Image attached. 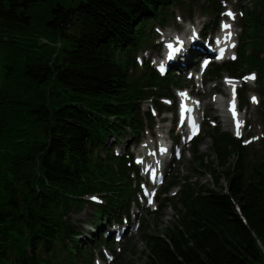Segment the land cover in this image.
<instances>
[{"label":"trees","instance_id":"obj_1","mask_svg":"<svg viewBox=\"0 0 264 264\" xmlns=\"http://www.w3.org/2000/svg\"><path fill=\"white\" fill-rule=\"evenodd\" d=\"M185 2L213 19L222 10L221 0H0V264H92L71 215L93 208L99 250L108 246L103 219L109 227L129 218L137 169L128 149L115 155L109 141L152 128L141 104L161 110L158 98L186 84L175 71L162 77L135 60L152 46L151 25L166 26L169 9ZM239 7V59L206 76L214 82L256 69L264 84V0ZM209 136L219 174L199 154L202 137L192 152L217 188L188 184L174 203L165 195L178 181L163 186L155 214L170 205L177 221L161 233L142 228L145 264H264V157L250 163L246 147L218 128ZM114 262L127 264L119 255Z\"/></svg>","mask_w":264,"mask_h":264},{"label":"rangeland","instance_id":"obj_2","mask_svg":"<svg viewBox=\"0 0 264 264\" xmlns=\"http://www.w3.org/2000/svg\"><path fill=\"white\" fill-rule=\"evenodd\" d=\"M68 1L69 0H54V5L61 4L63 6H68ZM37 3L38 7H43V5H45L46 7H50L49 1H39ZM200 4H202V2H200ZM239 6H241L243 10H252L256 7V0L222 1L221 8L224 9V14L222 13L217 21L216 19H213L207 15H203L201 13L203 9H201L199 4H191V2H185L183 7H171L168 12L169 20L166 26H160L158 24L151 25L148 32H150V45L152 43V46L147 47L136 55V59L139 56L142 60L141 64L140 62L137 63L139 69L145 62H149L156 69L164 54V44L166 43V38L168 35L174 36V32H176L180 36L185 35V33L187 34V30L195 31L202 30L203 28H206V32H208V34L211 36L222 32L221 23H229L227 22V19L229 17L225 15V13L229 11H233L235 14L234 21L230 22L231 24L233 23L234 32L236 35L235 40L238 41L241 34V29L239 26L241 24L242 18ZM46 39L47 43L54 44L50 37ZM202 40H205L204 42H208L210 48L213 49L214 43L210 41L209 38H204ZM61 42L63 43V41ZM236 51L238 52L239 56V50L236 49L234 52L228 54L224 61L232 60V57H235ZM201 57H198L197 60H199ZM176 65H178L177 61ZM194 66L195 67L193 68L197 70L198 61L194 64ZM212 66H210V68ZM178 67H180V65ZM189 73L190 72L186 71L185 73H176V75L186 81V87L188 89H191L193 94H197V96L202 98L204 103L203 112L209 117L208 119L204 117L202 118V132L198 137H202L203 141L198 147V151L199 154L203 155L204 164L214 170L216 174H219L223 170L222 167L219 166L218 161L216 160V156L213 153L207 151V147L210 144L209 131L212 128H218L221 132L230 133L232 135L230 120L224 117L226 116V104L223 103V100L224 97H226L227 99L229 96L234 95L231 92H228V89L224 86L226 85V82L224 81V79H220V77L217 78L214 82L209 81L208 83L206 81V74L203 73L201 75L203 83H201L200 74L191 77ZM245 74H248L245 77V80H247L249 84H246V86H244V88H242L241 90H238L237 88L235 90V95L237 93L240 115L242 116V140H244L243 144L246 146V159L250 163H256L264 157V84L263 80L260 78L258 70L250 69L246 71ZM251 76H254L255 79H246ZM215 92L220 93L221 96L213 95V93ZM178 94H180V92H177L176 90L173 92L174 97H176ZM253 98H255V102H253ZM164 99L165 101L169 100L170 102H172L171 98ZM150 107L157 106H155V103H151L149 101L144 102L141 106V113L147 112ZM151 111L153 113V115L152 113L151 115L153 117L154 124L153 129L150 132L154 133V135H158L159 128L162 126L165 127L166 130L170 131V135L174 136V130L172 128L174 123H171V119L174 116V107H168L167 110H165L161 115L158 116H156L157 113L155 109V112L153 110ZM161 122H163L164 124H161ZM147 134L148 131H145L143 135L140 134L139 137H135L132 134L128 133L126 134L125 138L122 137L121 139L119 138V140L112 138L109 141V146L117 155H124V152L131 147L130 152L134 153L132 154L133 164H135L139 169L138 176L141 180L140 183L142 182L144 176L142 173L143 165H140L138 167L135 163V160H139L141 158H144L145 156V153L142 154L138 151L142 144H147L149 142ZM134 144L135 146H132ZM232 163L233 158H229L226 162L227 166L231 165ZM164 174L166 175L164 184H167L173 179L177 180L179 183L171 187L166 194L167 198H172L174 203L177 202V199L180 197V194L184 189L183 187L188 184L193 186L203 185L209 189L217 188L214 185L213 177H211L208 170L199 168L197 166V163L194 161L192 145H185L184 151L182 152V156L179 160L173 159L171 162H169V164L165 165ZM224 182L225 181L221 179L220 185H224ZM175 190H177L179 193L172 197L171 194ZM161 198L162 197H160V199ZM89 199L90 198H88L87 200ZM136 199L137 202L131 204L130 216L126 222L128 229L126 231L124 239L120 243L115 242V239L113 238L111 240L107 239V247H105L104 244L100 245L101 249L103 247L105 248H103V253L106 257V259L104 260V264H114V259L115 257H117V255L122 257L125 263L143 264V261L146 259V257H142L146 254V248L141 238L142 228L146 229L149 233H161L163 229L166 228V226H169L177 221V218L174 217L173 208H166L162 211L161 214L156 215V206H143L145 201L141 198L139 193L136 195ZM158 201L159 200H156V204ZM71 221L73 224L80 228V237L82 238V240H80L79 242L80 247L87 246L93 258L92 264H99V261L97 259L101 258L99 254L100 251L95 247L98 246V243L93 242L95 238H97L96 227L99 221L94 216L93 208L90 205H85L81 212H74L71 215ZM104 221H106V219H103L102 221V230H105L106 228V222ZM123 225L124 223H121V226ZM115 236L116 232L114 233L113 237ZM49 262L53 263L52 260H50ZM78 264L80 263L78 262Z\"/></svg>","mask_w":264,"mask_h":264},{"label":"bare ground","instance_id":"obj_3","mask_svg":"<svg viewBox=\"0 0 264 264\" xmlns=\"http://www.w3.org/2000/svg\"><path fill=\"white\" fill-rule=\"evenodd\" d=\"M228 33L229 31H224V34L220 37V40L223 41L224 39H227L228 40ZM177 39L174 38V37H170L167 41L168 42H173L174 44H177L178 41L182 40V51L180 54H178L177 56V62H178V65H183V67L187 66V64L189 63L191 57L189 55V51L190 50H194V51H197L199 52L200 54H206L208 51V43H204L200 37V35H195L194 33H191L190 30H187V34L185 33V35H182L181 38H178V40L176 41ZM215 42V41H214ZM197 49V50H196ZM216 53V52H215ZM236 82L234 81H231L229 83H227V85L225 86H230V87H233L234 84ZM202 107V105H201ZM241 116L239 117V120H241ZM147 148V144H143L142 147H141V151L140 153L143 154V151L146 150ZM153 153V151L151 149L149 150H146L145 151V156L148 157V156H151ZM153 159V158H152ZM156 163V160L154 161L153 160V164L150 165V167H153L154 164ZM149 165V164H147ZM146 165V166H147ZM150 192H153V190H150ZM147 204L145 203V205L143 206H146Z\"/></svg>","mask_w":264,"mask_h":264},{"label":"snow or ice","instance_id":"obj_4","mask_svg":"<svg viewBox=\"0 0 264 264\" xmlns=\"http://www.w3.org/2000/svg\"><path fill=\"white\" fill-rule=\"evenodd\" d=\"M225 15H227V16H228L229 18H231V19H235V14H234L233 12H231V11L225 13ZM223 28H224V29H229V28H230V25H228V24H224V25H223ZM231 36H232V33L229 32V33H228V39H231ZM230 46H231V47H235L234 44H232V45H230ZM222 55H223V53L221 52V57H222ZM232 58L235 59V57H232ZM246 79H255V77H254V76H251V77H248V78H246ZM182 95H184V94H182ZM233 95H235V90H233ZM253 102H255V98H253ZM230 111L232 112V114H233V118L235 119V117H236V111H235V104H234V103L230 106ZM240 127H241V124H240V123H237V124H236V128H237V136L240 135V132H239ZM149 203H151V201H149Z\"/></svg>","mask_w":264,"mask_h":264}]
</instances>
